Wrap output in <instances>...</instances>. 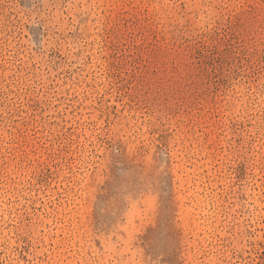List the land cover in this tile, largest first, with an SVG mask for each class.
<instances>
[{"label":"rangeland","instance_id":"1","mask_svg":"<svg viewBox=\"0 0 264 264\" xmlns=\"http://www.w3.org/2000/svg\"><path fill=\"white\" fill-rule=\"evenodd\" d=\"M0 264H264V0H0Z\"/></svg>","mask_w":264,"mask_h":264}]
</instances>
